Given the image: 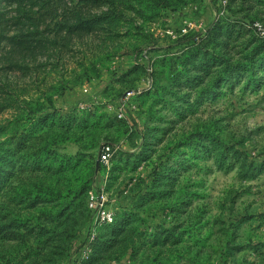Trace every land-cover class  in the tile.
I'll return each mask as SVG.
<instances>
[{
  "label": "rangeland",
  "instance_id": "obj_1",
  "mask_svg": "<svg viewBox=\"0 0 264 264\" xmlns=\"http://www.w3.org/2000/svg\"><path fill=\"white\" fill-rule=\"evenodd\" d=\"M145 1L0 0V264H264V0Z\"/></svg>",
  "mask_w": 264,
  "mask_h": 264
},
{
  "label": "trees",
  "instance_id": "obj_2",
  "mask_svg": "<svg viewBox=\"0 0 264 264\" xmlns=\"http://www.w3.org/2000/svg\"><path fill=\"white\" fill-rule=\"evenodd\" d=\"M87 1V0H81ZM140 4H145V0H139ZM198 37L197 34H187L181 36L179 39L180 43H183L185 46L188 47L189 43H195V39ZM36 110L29 111L26 119H24V129L21 133H15L11 136L6 137L4 141H0V182L1 180L8 175L9 170H14L15 166L20 163L30 164L33 157H40L42 160L46 159L50 161L53 158L54 162H57L55 159L54 153L49 149H41L37 153V151H32V147L29 146V139L32 138V135L36 132L39 128L43 133L45 132V127L48 124L49 117H42L40 119L32 120L33 114H35ZM35 116V115H34ZM5 129H0V132ZM35 132L33 133V131ZM196 137L197 135H192ZM1 138V135H0ZM111 144V143H108ZM52 161V159H51ZM39 162V161H38ZM36 164V161L34 165ZM101 164L96 163V168L99 169Z\"/></svg>",
  "mask_w": 264,
  "mask_h": 264
},
{
  "label": "built area",
  "instance_id": "obj_3",
  "mask_svg": "<svg viewBox=\"0 0 264 264\" xmlns=\"http://www.w3.org/2000/svg\"><path fill=\"white\" fill-rule=\"evenodd\" d=\"M194 24L192 20L186 19L184 26L181 28V35H187L190 33V30L192 29ZM257 28L260 32L264 33V29L257 25ZM148 83L150 84L151 81L148 80ZM138 92L135 91H129L126 95V99H129L131 97H135ZM141 94V91H139ZM120 119H124L125 115L123 111L118 115ZM116 153L115 145L113 144H105L103 146L99 164L103 166L110 165L114 155ZM88 208L91 213L94 215V221L96 224V228L104 227V226H111L116 222V214L113 211V208L111 207V203L109 200V193L105 185H102L101 187H98L96 191H93L89 194L88 197ZM94 231V229H93ZM94 235V234H93Z\"/></svg>",
  "mask_w": 264,
  "mask_h": 264
}]
</instances>
